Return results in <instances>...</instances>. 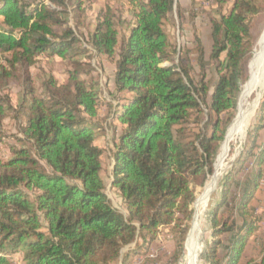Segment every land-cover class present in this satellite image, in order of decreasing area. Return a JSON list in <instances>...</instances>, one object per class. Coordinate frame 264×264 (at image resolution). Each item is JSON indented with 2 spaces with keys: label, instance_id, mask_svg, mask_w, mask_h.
<instances>
[{
  "label": "trees",
  "instance_id": "obj_1",
  "mask_svg": "<svg viewBox=\"0 0 264 264\" xmlns=\"http://www.w3.org/2000/svg\"><path fill=\"white\" fill-rule=\"evenodd\" d=\"M124 1L128 9L116 0L101 6L91 0H0V126L11 118L19 134L11 138L10 157L0 160V264H16L13 254L21 255L22 264H128L148 251L160 227L174 236V261L182 255L196 189L213 173L247 81L253 20L264 15V0H202L211 23L212 90L197 32L195 47L175 59L176 44L166 29L174 0ZM72 13L78 24L93 20L85 40L69 26ZM43 55L72 66L61 83L50 73L31 74ZM189 55L202 71L197 81ZM96 56L115 62V102L105 120L99 118L102 89L90 74ZM107 119L116 132L111 148ZM262 128L264 94L212 212L205 264H264V239L242 263L261 220L252 201L264 179V141L256 143ZM107 152L111 186L125 214L105 194ZM249 157L254 164L245 193L222 221L218 208ZM235 218L241 221L236 232Z\"/></svg>",
  "mask_w": 264,
  "mask_h": 264
},
{
  "label": "rangeland",
  "instance_id": "obj_2",
  "mask_svg": "<svg viewBox=\"0 0 264 264\" xmlns=\"http://www.w3.org/2000/svg\"><path fill=\"white\" fill-rule=\"evenodd\" d=\"M41 1L46 4H49V0ZM91 1L97 6L103 5L105 2V0ZM119 3H122L124 5V8H129V5L124 0H116V6H118ZM206 6L207 3H204L202 0H174L172 14L170 16L166 29L172 35L176 44V60L181 51L186 49H192L193 47H195V34L196 32L198 33L199 42L203 50V71L205 74V83L207 84L209 89L212 90L216 80V76L214 74L212 62L209 59L211 50V40L209 38L211 23L209 19V14L203 10V8ZM178 10L182 11L181 18L178 15ZM126 19L130 20V17L127 16ZM92 22V18H82V22L78 24L76 16H74V13H72L69 21V26L76 31V34L79 36V38H83L85 40L86 35L89 31V25ZM263 31L264 15L255 17L253 20L252 27V37L254 40L253 48L246 69L247 81L245 83V80L243 81L240 88V93L235 100V114L234 118L225 129V140L227 138L229 128L231 127L239 112L240 106L248 107L253 104V102L257 100L260 95L262 98L264 94V91L261 90L259 84L254 83V78L252 77L251 72V65L258 50L257 43L261 38ZM188 57L190 58V65L192 67V76L194 77V80L197 81L200 78L202 71L200 70V67L197 64V59L195 55H189ZM69 69H72V66L69 63L63 61L49 60L46 56L43 55L39 58L38 63L33 66L30 71L33 76L38 75L40 71H43L44 73H50L57 79L59 83H61L65 79V72ZM90 71L91 76L99 81V84L102 89L99 101V118L105 120L109 111L108 104H114L115 102L111 98V92L114 89L115 62L114 60H108L106 57L96 56L92 60ZM18 91V87L11 88V92L13 94L18 93ZM258 106L255 109L254 114L252 115V118L248 122V125L246 126L244 131L232 134L228 138L227 143L225 140L221 141L222 143L219 146L216 158L213 163V173L209 176L211 178L216 171L219 173L216 188L207 198L204 199L205 201L202 200L201 202H199L198 208V198L202 196L205 187L208 183L207 181H209L210 178H208L203 187L196 189L195 200L191 206V209L193 211L192 220L189 223V229L183 243V251L179 261H174L175 253L173 234L169 231L168 228L160 227L155 235V238L151 241L148 251L135 255L128 264H187L189 256V233L191 231L193 218L197 209L200 213V241L198 243L196 264H205L203 259L204 253L206 249H208L210 243L213 241L211 236L212 226L210 223L212 212L217 208L219 202L222 199V184L224 182V179L229 172L233 171L234 166L236 165L248 142V133L256 124ZM109 122L110 120L107 119L106 133L108 138V146L109 148H111V138L116 135V132L111 129ZM18 135L19 134L17 121L11 118L5 119L0 126V160L5 161L10 157L11 153L8 147H10V145L14 143L11 138ZM256 140L258 146L262 145L264 141V128L260 130ZM224 144L227 148L226 154L221 163H218L217 158H219ZM255 152H257V149L255 150ZM253 164V157H249L245 162L241 163V168L236 173V176L230 186L226 203H224L220 208H218V215L219 217L222 216V221L225 219V216L227 215L234 201L235 203H238L241 197L244 195L248 185V181L252 176ZM111 166V155L109 152H107L103 158L101 170V176L105 184V194L107 198L111 201L113 207L122 214H125L126 209L119 195V192L117 189L111 186ZM25 193L27 195L32 196L31 192ZM252 206L254 208L255 218H261V220L258 223L257 234H254L246 244L242 256V263H244L254 252L255 246H259L260 240L264 239V179H262L255 193L254 199L252 201ZM240 224L241 221L238 218H235V232L237 231ZM224 252V250H221L222 255H224ZM11 258L16 264H22L20 254H13ZM118 264H122L121 260Z\"/></svg>",
  "mask_w": 264,
  "mask_h": 264
},
{
  "label": "bare ground",
  "instance_id": "obj_3",
  "mask_svg": "<svg viewBox=\"0 0 264 264\" xmlns=\"http://www.w3.org/2000/svg\"><path fill=\"white\" fill-rule=\"evenodd\" d=\"M257 47H258V50H257V53L255 54L253 63L251 65V72H252V77L254 78V83L255 84L258 83L261 90L264 91L263 89L264 88L263 87L264 85V31L262 33L261 38L259 39L257 43ZM260 97L261 95L257 98V100L253 102V104H251L248 107L240 106L239 112L234 122L232 123L231 127L229 128L227 138L225 140L226 143L228 141V138L232 134L244 131V129L248 125V122L252 118V115L254 114L255 109L258 106ZM226 150L227 148H226V145L224 144L221 150V153L219 155V158H217L218 163H221V161L225 157ZM218 178H219V173L216 171L214 175L209 179L202 196L198 198L197 208H198L199 202L207 198L215 190L217 182H218ZM199 215L200 213L197 209L195 211L191 231L189 233V256H188L187 264H196L197 262V249H198V243L200 241V227H199V217L200 216Z\"/></svg>",
  "mask_w": 264,
  "mask_h": 264
},
{
  "label": "water",
  "instance_id": "obj_4",
  "mask_svg": "<svg viewBox=\"0 0 264 264\" xmlns=\"http://www.w3.org/2000/svg\"><path fill=\"white\" fill-rule=\"evenodd\" d=\"M261 98V97H260ZM260 100V99H259ZM259 103V102H258Z\"/></svg>",
  "mask_w": 264,
  "mask_h": 264
}]
</instances>
